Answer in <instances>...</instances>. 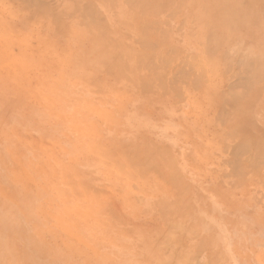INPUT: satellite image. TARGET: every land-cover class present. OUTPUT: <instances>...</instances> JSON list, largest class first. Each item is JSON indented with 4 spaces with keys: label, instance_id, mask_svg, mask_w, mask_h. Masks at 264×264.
I'll return each instance as SVG.
<instances>
[{
    "label": "rangeland",
    "instance_id": "rangeland-1",
    "mask_svg": "<svg viewBox=\"0 0 264 264\" xmlns=\"http://www.w3.org/2000/svg\"><path fill=\"white\" fill-rule=\"evenodd\" d=\"M0 264H264V0H0Z\"/></svg>",
    "mask_w": 264,
    "mask_h": 264
},
{
    "label": "bare ground",
    "instance_id": "bare-ground-1",
    "mask_svg": "<svg viewBox=\"0 0 264 264\" xmlns=\"http://www.w3.org/2000/svg\"><path fill=\"white\" fill-rule=\"evenodd\" d=\"M140 41H141V43H145V42H146V40H144V42H143V39L140 40ZM147 48H148V47H147ZM141 51H142V50H141ZM142 52H143V51H142ZM145 54H146V53H145ZM148 55H149V54H148ZM145 56H146V55H145ZM137 57H138V56H137ZM139 57H141V56H139ZM139 57H138V58H139ZM142 57H143V56H142ZM138 58H137V59H138ZM141 60H142V59H141ZM137 62H138V61H137ZM146 62H147V61H146ZM139 67H140V65H139ZM259 141H260V140H259ZM167 203H168V202H167ZM168 204H169V207H170V203H168ZM168 204H167V205H168ZM165 207H166V204H165L164 208H165ZM166 209H167V207H166ZM168 209H169V208H168ZM167 211H168V210H167Z\"/></svg>",
    "mask_w": 264,
    "mask_h": 264
}]
</instances>
